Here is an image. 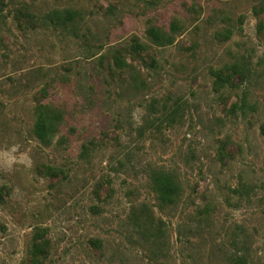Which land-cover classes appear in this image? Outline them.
<instances>
[{
    "label": "rangeland",
    "instance_id": "374dc122",
    "mask_svg": "<svg viewBox=\"0 0 264 264\" xmlns=\"http://www.w3.org/2000/svg\"><path fill=\"white\" fill-rule=\"evenodd\" d=\"M0 193V264H264V0H0Z\"/></svg>",
    "mask_w": 264,
    "mask_h": 264
},
{
    "label": "trees",
    "instance_id": "16d2710c",
    "mask_svg": "<svg viewBox=\"0 0 264 264\" xmlns=\"http://www.w3.org/2000/svg\"><path fill=\"white\" fill-rule=\"evenodd\" d=\"M45 27L48 28H63L67 26H76L77 23V12L75 11H52L45 16ZM147 37L152 45L156 47H165L173 44V37L171 34L160 30L150 28L147 31ZM146 47L143 44L132 42L130 49L132 52L144 51ZM111 61L112 69L123 70L128 68L129 65L122 58L121 52L118 49H111ZM154 61L150 65H153ZM234 72H238L237 69ZM216 81L226 85L232 84L229 75H224L222 72L215 73ZM174 113V112H173ZM34 126L33 135L43 145L48 146L52 138L54 137L58 126L62 121L61 114L52 106L46 104H40L34 112ZM84 155H88V148H83ZM152 188L156 196V200L160 206L171 207L176 204L180 197V187L178 182L174 178L165 173H156L152 176ZM3 203V199L0 193V204ZM48 251L46 244H35L32 246L28 253L31 264H43Z\"/></svg>",
    "mask_w": 264,
    "mask_h": 264
}]
</instances>
